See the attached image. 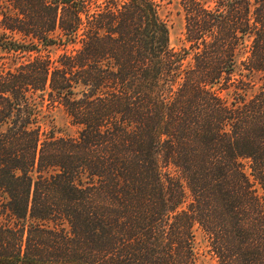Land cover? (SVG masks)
<instances>
[{
    "label": "trees",
    "instance_id": "16d2710c",
    "mask_svg": "<svg viewBox=\"0 0 264 264\" xmlns=\"http://www.w3.org/2000/svg\"><path fill=\"white\" fill-rule=\"evenodd\" d=\"M0 192V264H264V0H0Z\"/></svg>",
    "mask_w": 264,
    "mask_h": 264
},
{
    "label": "rangeland",
    "instance_id": "374dc122",
    "mask_svg": "<svg viewBox=\"0 0 264 264\" xmlns=\"http://www.w3.org/2000/svg\"><path fill=\"white\" fill-rule=\"evenodd\" d=\"M164 16L169 21L171 27V47L179 50L184 46V19L182 15L177 13V8L172 4H168L166 2V6L164 7ZM79 48L78 45L72 46H56L49 50V55L56 59L59 55L63 53H74ZM54 112L55 118V130L58 137H67V136H75L76 129L71 126V123L61 108H57ZM259 194H263L260 189H258ZM4 199L3 194L0 192V202ZM198 242L200 243L201 250L199 251L200 257L198 260V264H216L214 258L208 252L206 244L203 240L201 234L198 235Z\"/></svg>",
    "mask_w": 264,
    "mask_h": 264
}]
</instances>
